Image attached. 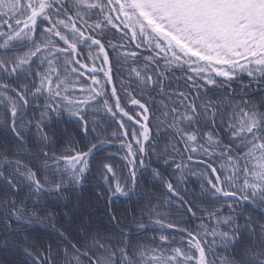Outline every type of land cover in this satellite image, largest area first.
I'll use <instances>...</instances> for the list:
<instances>
[{"label":"snow or ice","instance_id":"obj_1","mask_svg":"<svg viewBox=\"0 0 264 264\" xmlns=\"http://www.w3.org/2000/svg\"><path fill=\"white\" fill-rule=\"evenodd\" d=\"M214 246L264 264V0H0L3 264Z\"/></svg>","mask_w":264,"mask_h":264},{"label":"trees","instance_id":"obj_2","mask_svg":"<svg viewBox=\"0 0 264 264\" xmlns=\"http://www.w3.org/2000/svg\"><path fill=\"white\" fill-rule=\"evenodd\" d=\"M112 55L115 56V53H112ZM129 63H131V61H129ZM125 70H126V66H125ZM157 103L159 105L160 101L158 100ZM164 103H168V101L165 100ZM60 127H68V125L61 124ZM166 145L168 147V150H171V145L170 144H167V141L162 140L160 142V148L161 149H163ZM115 147H118V145L113 146L112 151L106 152L104 154L105 155L115 154V151H114ZM122 154L123 153H121L120 155H122ZM152 166L155 167V164H153ZM126 171L127 170L125 169V172ZM144 175L145 176H148V173L145 172ZM149 179H151V178L149 177ZM189 187L190 188H193L194 186L190 184ZM138 205H139V200L134 196L131 200H128V201H125L123 199L118 200L117 203H116V208L122 214L125 211V209H127L129 212H131V209L133 207H137ZM99 214H100L101 218H104L103 217V206L102 205L99 207ZM176 215H179V214L177 213ZM200 223H201V221H199V220L193 221L192 226L193 227H196ZM33 227H35V228H41L42 226H40V225H34ZM149 235H151V233H149ZM230 252H231L230 249L228 251H225L223 249V247H221V246H214L213 249L208 252V258L211 261H215V264H223L224 259L227 258V257H229ZM14 258L15 257H14L13 254H10V253H8V254H6V253H0V264H3V261L5 259L12 260Z\"/></svg>","mask_w":264,"mask_h":264}]
</instances>
